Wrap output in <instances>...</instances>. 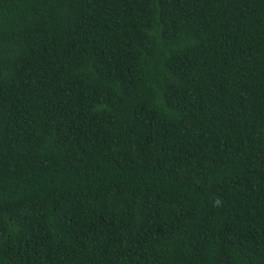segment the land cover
I'll return each mask as SVG.
<instances>
[{
	"label": "trees",
	"instance_id": "1",
	"mask_svg": "<svg viewBox=\"0 0 264 264\" xmlns=\"http://www.w3.org/2000/svg\"><path fill=\"white\" fill-rule=\"evenodd\" d=\"M0 264H264V0H0Z\"/></svg>",
	"mask_w": 264,
	"mask_h": 264
}]
</instances>
